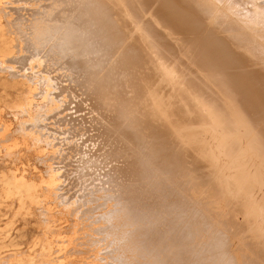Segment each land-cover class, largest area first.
<instances>
[{"label": "bare ground", "instance_id": "bare-ground-1", "mask_svg": "<svg viewBox=\"0 0 264 264\" xmlns=\"http://www.w3.org/2000/svg\"><path fill=\"white\" fill-rule=\"evenodd\" d=\"M20 1L0 0V69H12L14 56L39 54L47 32L64 39L69 32L74 49L64 43L57 60L41 53L45 60L16 79L0 73V140L10 130L12 139L0 154L23 164L31 153L41 160L42 146L51 149L58 162L42 181L46 195L82 218L89 249L100 247L97 263L264 261V205L252 197L264 189V0H41V46L31 51L17 26ZM50 68L63 72L67 87ZM78 98L101 123L86 139L92 150L58 134L64 120L76 126L65 113ZM110 131L119 138L110 141ZM223 160L230 173L209 172ZM87 177L100 181L99 199L110 202L96 218L84 209L98 198ZM4 188L19 201L14 217L33 214L27 203L36 202L41 224L37 185L24 169ZM73 188L79 195H69ZM57 242L56 250L0 242V264H73L75 247Z\"/></svg>", "mask_w": 264, "mask_h": 264}, {"label": "rangeland", "instance_id": "rangeland-1", "mask_svg": "<svg viewBox=\"0 0 264 264\" xmlns=\"http://www.w3.org/2000/svg\"><path fill=\"white\" fill-rule=\"evenodd\" d=\"M20 2H21V4L18 6L17 16H16L17 21H18L17 26H18L19 34H20L21 38L23 39V45L25 46V51L26 50L31 51L30 50L31 48H33L35 46H41V40H39V39H41V0H21ZM49 17L50 18H48V19L44 18L45 21H47L48 23L51 20H53L55 16H49ZM60 32L58 30L54 31V32H47V35H49V37H47L46 42L41 46V52L39 54L31 55V54H28L26 52L24 56H20V57L14 56L12 59V64H13L12 69H9V70L8 69L7 70L0 69V73L8 76V79H16V78L22 77L25 74V72L23 71V69L25 67H28L30 64L32 65V63H34L35 61L41 63L45 60L46 56L41 55V53H43V52L47 51V54L50 56V59H52V60L56 59L57 60L59 57V52L62 50V45L65 46L64 43H66L67 51L69 50L68 53L73 54L74 48H72V41H71V37H70L69 32H67V34L65 33V35L67 36L65 39L63 37V34L61 35ZM16 42H15V44H16ZM48 55H47V57H48ZM41 56H44L43 59L41 58ZM50 59H49V61H51ZM62 73L63 72L61 70H58L56 68L51 69L52 77H56V75H57L56 78L58 79V81L61 82L62 86L67 87L68 79L65 76H63ZM53 74H55V75L53 76ZM40 88H41V91L45 89L42 86ZM75 91H77V93H78V91L80 92L79 89H76ZM37 92H40V89L38 91H36L35 93L37 94ZM78 94L80 95L81 93H78ZM35 95H30V97L33 101H35L37 103L40 100V96L37 97ZM85 99L86 98H84L83 101L86 102V104L89 103V105H87V107H85L86 104L82 101L81 98L76 99L77 102L75 101V103L67 105V107L69 109L66 111L65 114H70V113L72 114L73 113V118H75V120H77L76 121L77 124L75 126V123H74L73 119H71V118H69V121H68L69 126L65 125V124H67V122H65V120L63 121L64 125H61L62 127H60L58 134L63 135L62 139L64 140V142L65 141H68L70 143L86 142V139L90 138L92 135L97 134L96 130L101 128V123L98 122L97 119H93L96 115L90 116L87 113V112H89V109H90V102H88L87 100L85 101ZM76 103L78 105H80L78 110L82 111L83 114H81L82 112H80L78 110H77L78 112L76 114H74L75 113L74 107H75ZM82 104H84V106ZM87 108H89V109H87ZM82 109H84V110L86 109V111H84ZM2 110H3V112H2L3 115H6V117L8 119H13V117L11 116L9 111H7L6 109H2ZM85 115H86V117H85ZM83 118H84V120H83ZM79 119H81V120H79ZM87 122H88V125H87ZM50 124H51V122H49V125ZM1 125L2 124H0V126ZM80 125H81V128H80ZM56 129L57 128L55 127V130ZM9 133H11V130L9 132H7L8 137L4 141L0 140V142H1L0 145L8 144V143L11 144L12 139H11V136ZM86 133L88 136L86 135ZM107 136L109 137V140L112 142L114 141V139L116 140L117 138H119L117 133L111 134V131L108 132ZM209 138H210V136L208 134H204V136H202V140L205 139L208 144L209 143L213 144V141ZM98 140L94 141V143L97 144ZM92 143L86 142L85 146H88V145L90 146V144L92 145ZM118 143H119V140H118ZM67 148H68L69 152L66 153L65 157H66V162L69 164V162H70L69 158L72 155L71 151L73 150V146L71 145V146H68ZM84 148H86V147H84ZM90 149L92 150L91 146H90V148L88 147L87 150H90ZM54 157L55 156L52 155L51 149L48 147H45V146H42V148H41V160H38L36 158L35 154L31 153V154H29V156H27L26 159H23V161H22L23 164L16 163V162L12 161L11 159L6 158L4 155L0 154V242L1 243L4 242L6 244H9L10 240H15L17 242L22 243L23 244L22 247L28 246L27 244H29V243L41 242L43 245L44 244L45 245H47V244L52 245V247H54L56 250L57 246H58L57 240L58 241H65L66 242L65 246L68 245L69 248L75 247V251L72 254L73 256L70 257V259H69L72 261L73 264H94L95 262H96L95 264H99V263H97V261H96L97 259H95V258L100 253L97 251L98 249L100 250V247L98 249H95V250H94V248L92 249V247H91V249H89L90 246L87 244V241L85 240L86 239V234H85L86 228L83 225V221L81 220L82 218H79L78 214H76V213L68 215L67 212H65V211L60 212L62 210V207H60L57 203L52 202L53 199H51L48 194L46 195V191L44 188L45 185L42 183V181H43V179L46 180L48 178L47 177L48 166L58 162L56 160H53ZM71 162H73V164H71L73 166H69L70 170L77 166L76 165L77 163H75L76 159L72 160ZM66 165L62 164L61 165L62 167L60 166V168H59V170H60L59 175L60 176L65 173ZM216 165H214V166H216L214 168L211 167V169H209V172L215 171V173L216 172L218 173V172H220L219 168L221 167L222 172H226L227 174L230 173L225 166L226 165L225 160L219 162ZM102 167H104V164H102V165L100 164L98 166L99 169ZM17 169H20V171H22L24 169L26 172V175L29 177V179L35 181V183L37 185L36 192L34 194L37 197H39V200L41 201V224H40V222H38L39 221L38 220V212L39 211L37 210L38 204H36V202H34V203L28 202L27 203V205L32 206L33 214H31L29 216L14 217V213L18 210L17 205H19V201H17L16 197H9L7 195L6 190L4 188V182L9 180L10 177L12 176V174L16 173ZM17 174L19 175V173H17ZM40 176H41V187H40ZM86 179H89V177H87ZM92 181L93 180H90L89 181L90 183L87 182L86 186H89L92 188L98 187L96 189L98 191H96L94 194V197L96 195V197H98V198L94 199L93 197H91L94 200L91 201V203H89V205H84V209H88L87 217L91 216L93 218H96V217H98V215H101L103 213V211L106 210L105 206L110 205V202L107 201V204H104L105 203L104 200L102 201V199H99L102 197L103 187H100L101 186L100 181H98V180L93 181L94 183H96L95 186H94V183ZM104 188H107V187H104ZM77 190H79V189L73 188L72 191H74V193H72V191H71L69 193V195L71 194L70 196H72L73 194H75V192ZM99 191H100V193H99ZM76 194H77V192H76ZM77 195H79V194H77ZM252 197L255 200H258L261 203V205H264V189L263 188L261 190L260 189H254V193H253ZM219 198H221V197H219ZM98 201H100V202H98ZM95 203H97V204H95ZM100 204H102V205H100ZM11 205H13V206H11ZM99 205L102 207H100ZM86 206H87V208H86ZM76 207H78V206H76ZM101 208H103V209H101ZM47 209H51V211L47 212L46 211ZM84 209L81 207V210H79V211H85ZM98 209H99V211H98ZM100 209H101V211H100ZM95 210H97V211H95ZM45 211H46V213H45ZM93 213H94V215H93ZM82 214H84V213H82ZM75 215L78 216V219H79L78 221H77V217ZM80 217H82V216H80ZM87 217L83 216V218H87ZM236 219L238 220V221L236 220L237 222H241L243 220V216L238 215V217ZM59 222H60V224H59ZM76 225H78L79 228ZM7 235L8 236L10 235V236L6 237ZM58 237H60V238H58ZM87 247H88V249H87ZM91 253H92V255H91ZM101 256L102 255H100V257ZM92 257H94V258H92ZM261 262H260V264H264V261H261ZM103 263H105V261H103ZM103 263L100 262V264H103Z\"/></svg>", "mask_w": 264, "mask_h": 264}]
</instances>
